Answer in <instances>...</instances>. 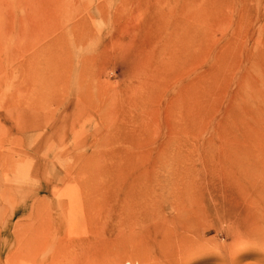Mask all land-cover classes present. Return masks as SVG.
<instances>
[{"label":"rangeland","instance_id":"rangeland-1","mask_svg":"<svg viewBox=\"0 0 264 264\" xmlns=\"http://www.w3.org/2000/svg\"><path fill=\"white\" fill-rule=\"evenodd\" d=\"M103 226L264 264V0H0V264Z\"/></svg>","mask_w":264,"mask_h":264},{"label":"bare ground","instance_id":"bare-ground-1","mask_svg":"<svg viewBox=\"0 0 264 264\" xmlns=\"http://www.w3.org/2000/svg\"><path fill=\"white\" fill-rule=\"evenodd\" d=\"M94 223L95 220L92 218V221L89 222V224L94 225ZM109 229L107 226H103L101 227L100 232H94L95 229H91L90 231L79 236H76V234L72 232L69 233L68 231L66 234L67 239L63 237V240L58 238L52 240L49 234L43 233V231H28L23 235V237H21L20 244H18L23 247V250L27 253L26 259L28 262L26 260L25 261L31 264L32 261L36 260V257L39 254L45 252L48 247L55 249L56 257L65 258L70 264H150V259L154 249L148 244L149 234L147 235L137 232L123 231L119 226H115L114 231H108ZM70 234H75L74 236L76 237H72ZM72 238H74L75 241H72ZM102 238L104 239L102 240ZM71 245H73L75 248L74 252L73 250L72 252L67 251ZM71 249L72 248H70V250ZM161 255L168 259L171 257L172 253L166 251L162 252ZM153 261L156 263L158 262L157 259H153Z\"/></svg>","mask_w":264,"mask_h":264}]
</instances>
